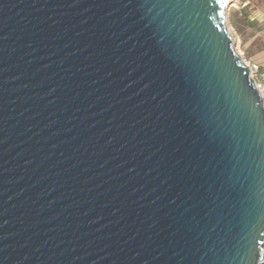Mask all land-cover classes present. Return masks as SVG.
<instances>
[{"label": "water", "instance_id": "95a60500", "mask_svg": "<svg viewBox=\"0 0 264 264\" xmlns=\"http://www.w3.org/2000/svg\"><path fill=\"white\" fill-rule=\"evenodd\" d=\"M231 3L0 0V264H264Z\"/></svg>", "mask_w": 264, "mask_h": 264}, {"label": "rangeland", "instance_id": "374dc122", "mask_svg": "<svg viewBox=\"0 0 264 264\" xmlns=\"http://www.w3.org/2000/svg\"><path fill=\"white\" fill-rule=\"evenodd\" d=\"M255 10L264 11V0H232L225 9L223 23L233 40L235 53L250 67L251 79L264 97V74H261L256 60L257 53H261L264 46V23L250 21L247 17Z\"/></svg>", "mask_w": 264, "mask_h": 264}, {"label": "crops", "instance_id": "0c3cea01", "mask_svg": "<svg viewBox=\"0 0 264 264\" xmlns=\"http://www.w3.org/2000/svg\"><path fill=\"white\" fill-rule=\"evenodd\" d=\"M247 17L250 21H257V23H264V11L261 12V11L255 10L251 14H248ZM256 58H257L256 60L258 61V65L260 66L259 68L260 72L263 75L264 74V46H263L261 53L260 52L257 53Z\"/></svg>", "mask_w": 264, "mask_h": 264}, {"label": "built area", "instance_id": "2783aa9c", "mask_svg": "<svg viewBox=\"0 0 264 264\" xmlns=\"http://www.w3.org/2000/svg\"><path fill=\"white\" fill-rule=\"evenodd\" d=\"M254 68H256V66H254Z\"/></svg>", "mask_w": 264, "mask_h": 264}]
</instances>
